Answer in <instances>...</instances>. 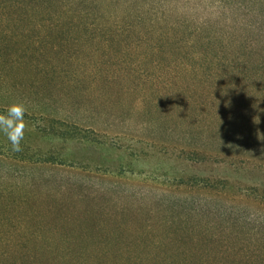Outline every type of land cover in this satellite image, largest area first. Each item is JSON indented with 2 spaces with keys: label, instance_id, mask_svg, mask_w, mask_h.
I'll return each mask as SVG.
<instances>
[{
  "label": "rangeland",
  "instance_id": "rangeland-1",
  "mask_svg": "<svg viewBox=\"0 0 264 264\" xmlns=\"http://www.w3.org/2000/svg\"><path fill=\"white\" fill-rule=\"evenodd\" d=\"M218 2L221 57L0 7V264H264V0Z\"/></svg>",
  "mask_w": 264,
  "mask_h": 264
},
{
  "label": "trees",
  "instance_id": "trees-1",
  "mask_svg": "<svg viewBox=\"0 0 264 264\" xmlns=\"http://www.w3.org/2000/svg\"><path fill=\"white\" fill-rule=\"evenodd\" d=\"M5 3L7 8L15 11L25 9L44 13L51 9H58L57 11L67 15L66 21L80 15L79 17L86 19L81 24V26H87L83 27L85 31L96 30L101 35L107 34L106 40L112 34L110 42L113 41L112 43L117 45L125 42L129 36L135 38L133 35H136L135 40L139 41V45L153 48V45L163 42L181 51L183 48H188L189 44L191 46L208 45L211 46L210 51H214L218 57H221L222 54L219 55V52L222 50L219 48H230L234 46V43L237 44L238 36L234 37V35L239 33L238 29H233L225 23L226 20L218 18L226 10L218 0H0V7L5 6L3 5ZM198 10L208 12V17L199 21L196 16ZM184 15L193 18V24L197 23L190 27L192 30L185 29V19H180ZM53 21L56 23L54 19ZM126 52L127 49L119 54ZM115 53L119 58V54L116 51ZM164 54L167 55L168 52L165 51ZM194 55L195 53L192 56ZM200 57L201 55L197 59ZM6 99L8 103L21 102L20 99L12 101L14 98L10 96H6ZM29 108L32 112H45L40 106ZM62 123L65 124L64 121Z\"/></svg>",
  "mask_w": 264,
  "mask_h": 264
},
{
  "label": "clouds",
  "instance_id": "clouds-1",
  "mask_svg": "<svg viewBox=\"0 0 264 264\" xmlns=\"http://www.w3.org/2000/svg\"><path fill=\"white\" fill-rule=\"evenodd\" d=\"M27 108L23 102L8 104L0 112V136L6 138L13 153L22 151L25 138Z\"/></svg>",
  "mask_w": 264,
  "mask_h": 264
}]
</instances>
